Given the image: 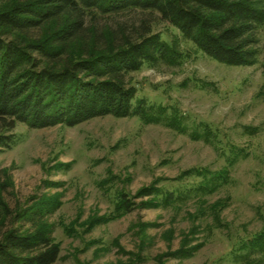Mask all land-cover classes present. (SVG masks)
<instances>
[{
	"label": "rangeland",
	"instance_id": "obj_1",
	"mask_svg": "<svg viewBox=\"0 0 264 264\" xmlns=\"http://www.w3.org/2000/svg\"><path fill=\"white\" fill-rule=\"evenodd\" d=\"M152 31L178 42L182 54L175 66L129 75L136 97L160 108L159 122L106 116L74 127L17 124L13 143L0 152L4 202L11 212L59 203L46 219L59 247L54 264H264L247 247L264 231L262 55L251 66L230 67L168 24L156 22ZM147 186L184 197L86 225L113 212L120 193L138 205L135 194ZM179 251L189 255H170Z\"/></svg>",
	"mask_w": 264,
	"mask_h": 264
},
{
	"label": "trees",
	"instance_id": "obj_2",
	"mask_svg": "<svg viewBox=\"0 0 264 264\" xmlns=\"http://www.w3.org/2000/svg\"><path fill=\"white\" fill-rule=\"evenodd\" d=\"M156 22L176 29L219 64L251 66L262 55L264 65L263 0H0V152L13 143L17 124L74 127L106 116L159 122L160 108L154 112L153 105L136 97L129 76L143 66L180 63L178 42L153 33ZM2 175L0 264H54L59 247L46 219L59 203L49 200L11 212L2 197L9 187ZM183 197L179 190L147 186L135 194L136 205L120 193L113 212L92 217L86 225L107 223L135 209L172 206ZM6 224L9 228L2 231ZM247 247L264 255V231ZM258 261L243 258V264Z\"/></svg>",
	"mask_w": 264,
	"mask_h": 264
}]
</instances>
